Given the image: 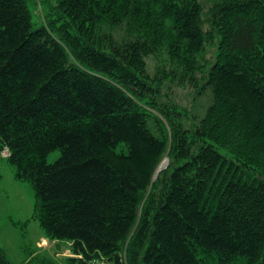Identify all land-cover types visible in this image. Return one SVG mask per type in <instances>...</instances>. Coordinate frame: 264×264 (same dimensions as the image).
<instances>
[{"label": "trees", "instance_id": "obj_1", "mask_svg": "<svg viewBox=\"0 0 264 264\" xmlns=\"http://www.w3.org/2000/svg\"><path fill=\"white\" fill-rule=\"evenodd\" d=\"M1 159L69 264H264V0H0Z\"/></svg>", "mask_w": 264, "mask_h": 264}, {"label": "rangeland", "instance_id": "obj_2", "mask_svg": "<svg viewBox=\"0 0 264 264\" xmlns=\"http://www.w3.org/2000/svg\"><path fill=\"white\" fill-rule=\"evenodd\" d=\"M34 22L40 25L36 9L31 5ZM150 64H151V60ZM153 70V64L151 67ZM177 93L184 107L192 105L207 106L210 97H195L193 88L173 90ZM194 98L196 100H194ZM5 153V152H4ZM60 155L53 152L49 163ZM168 165L165 158L160 169ZM36 197L31 184L15 177V167L5 159L0 160V247L5 251L12 264H23L35 258V254L44 257L52 264H69L67 258L75 257L68 242L49 241L44 237L39 221L34 219ZM107 264V263H100Z\"/></svg>", "mask_w": 264, "mask_h": 264}, {"label": "built area", "instance_id": "obj_3", "mask_svg": "<svg viewBox=\"0 0 264 264\" xmlns=\"http://www.w3.org/2000/svg\"><path fill=\"white\" fill-rule=\"evenodd\" d=\"M3 155H4V156H7V155H8V152H7V151H5V153H3Z\"/></svg>", "mask_w": 264, "mask_h": 264}, {"label": "bare ground", "instance_id": "obj_4", "mask_svg": "<svg viewBox=\"0 0 264 264\" xmlns=\"http://www.w3.org/2000/svg\"><path fill=\"white\" fill-rule=\"evenodd\" d=\"M7 157V156H6Z\"/></svg>", "mask_w": 264, "mask_h": 264}]
</instances>
